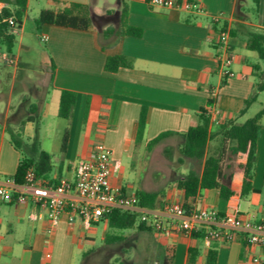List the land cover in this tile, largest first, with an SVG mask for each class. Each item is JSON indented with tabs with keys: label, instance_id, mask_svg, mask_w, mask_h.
I'll return each mask as SVG.
<instances>
[{
	"label": "crops",
	"instance_id": "crops-1",
	"mask_svg": "<svg viewBox=\"0 0 264 264\" xmlns=\"http://www.w3.org/2000/svg\"><path fill=\"white\" fill-rule=\"evenodd\" d=\"M34 1L39 6L38 14L41 9L58 10L69 2L90 3L91 16L104 14L99 0H27L19 27L21 33L23 20ZM119 1L127 10L128 23L142 29L141 36L103 32L107 27H118L121 10L117 23L112 25H100L98 20H92L87 30L57 25L39 28L47 35L50 67L48 81L43 84V99L38 105L42 120L40 148L48 152L52 160V169L44 181L47 185H55L63 179L74 181L79 162L93 154L91 142L94 139L102 140L115 158L123 154L133 156V150L139 145L148 154L153 152L151 162L162 147L168 152V145H173L180 151L181 134L198 123L199 112L209 99H213L220 113L219 123H210L214 136L208 142V153L220 148L222 124L242 123L251 117L246 116L248 107L257 101L260 91L249 105L246 106L245 101L258 82L255 66L262 68L264 64L255 51L246 47V34L259 32L255 29L264 30V0H259L256 8L246 6V0H192L200 4L203 12L152 5L148 0ZM2 7L12 10L14 6L0 1V10ZM253 11L257 16L254 20L249 15ZM218 13H222V17L214 22L212 16ZM221 29L230 33V70L234 73L231 78L222 76L216 58L223 41L219 35ZM118 53L131 57L132 67H121L113 73L105 71L106 57ZM14 60L19 61L17 56ZM14 87L12 84L3 109L0 104V183L11 191L0 202V264H83L97 256H107L104 262L110 264H131L140 257L144 258L142 264H148L145 261L148 258H152L154 264H163L164 260L168 264H205L209 250L216 251L214 264H251L253 256L264 257L263 248L249 244L241 235L231 241L205 239L202 226L188 234L158 233L149 223L141 224L139 210L135 212L137 217L132 227L113 231L106 218L69 221L66 214L53 226L44 209L31 201L18 203L15 192L20 183L14 180V175L23 155L9 141L5 126L15 105L17 111L24 110L20 101L25 93L17 92L14 97ZM60 89L77 94L70 117L63 119L61 125L57 115ZM51 91L58 92L54 106L47 100ZM2 95L0 92V99ZM236 101H241L242 105L237 106ZM222 102L229 109L226 110ZM261 104V108L264 107V103ZM143 106L146 125L141 139L137 140L138 118ZM260 123L252 177L255 191L241 198L223 199L218 189L213 188L201 189L196 196L185 199L176 182L188 171V162L194 161L182 154L175 161L168 157L170 162L184 164L180 165L178 177L167 184L155 185L153 177L148 176L147 182H153V189L135 188L120 173L113 174L111 183L127 193L157 191L159 205L149 212L151 217L165 222L173 218L163 206L174 201L186 202L191 210L213 208L223 215L238 209L244 217L264 219V113ZM164 131L173 133L149 148L147 143ZM33 132V122H26L23 136L31 138ZM46 137L52 142L50 149L42 145ZM61 137L62 144L58 147ZM224 162L228 164L225 168L228 182L235 169V158L226 157ZM233 181L237 182V178ZM67 198L80 200L74 191L68 192ZM216 226L228 229L221 222Z\"/></svg>",
	"mask_w": 264,
	"mask_h": 264
},
{
	"label": "trees",
	"instance_id": "trees-1",
	"mask_svg": "<svg viewBox=\"0 0 264 264\" xmlns=\"http://www.w3.org/2000/svg\"><path fill=\"white\" fill-rule=\"evenodd\" d=\"M0 1L12 3L14 6L12 10L8 7H2L0 10V44L5 46L7 52H11L15 43V32L21 26L26 12L27 0ZM252 1L256 8L259 0ZM92 17L90 3L69 2L58 10L41 9L38 16L34 19V23L37 28L43 25H57L87 30L91 27ZM9 18H12V23H9ZM103 32L105 34L141 36L142 29L128 23L127 10L122 7L118 27H107ZM246 47L255 51L264 64V32H248L246 34ZM121 67H132V58L121 53L106 57L104 62L105 71L113 73ZM254 69L258 82L251 96L245 101L246 106L256 99L258 91L264 89V66L262 68L255 66ZM76 95V92L68 89L59 90L57 112L59 118L68 119L70 117L76 101ZM27 100V97H24L21 101V106L24 109L26 108L28 114L26 116L25 113L22 114L18 129L15 130L9 124L5 126V132L8 134L9 141L14 148L21 151L22 146L25 145L27 152V155H24L19 161L14 175V180L17 183L23 182L25 172L30 167L34 169L35 174L43 181H45L47 174L52 169L51 155L42 150L39 144L38 136L42 124L39 106L34 102L26 104ZM211 104H213V99L207 101V105ZM263 113L264 107L242 123L229 122L222 124L219 131L221 135L220 148L216 152L208 153V142L214 134L210 130V122L209 117L206 115V110L201 108L198 115V123L191 125L181 134L180 152L184 157L194 161L188 162V171L182 174L176 182L177 187L183 191L185 199L196 196L201 189H218L219 197L223 199H229L233 196L241 198L255 191L252 186V177L256 142L261 128L260 119ZM146 115V108L143 106L138 118L137 140L142 137L146 125ZM28 121L34 124V136L29 145L25 144L23 140V126ZM172 133V131L161 132L152 138L147 143V146L149 148L152 147ZM226 157L235 158V169L231 172L230 181L228 182L225 181L228 177L225 173V168L228 165L227 162H224ZM234 178H237V182L233 181ZM135 195L138 197V204L142 207L152 209L159 205L160 198L157 191L139 190ZM183 205L188 212L191 210L186 202ZM136 217L135 212L121 209H115L105 216L109 226L115 229L132 227L135 224ZM144 223L143 221L141 222V224ZM215 260L216 251L209 250L205 264H214ZM163 264H168V262L164 260Z\"/></svg>",
	"mask_w": 264,
	"mask_h": 264
},
{
	"label": "built area",
	"instance_id": "built-area-1",
	"mask_svg": "<svg viewBox=\"0 0 264 264\" xmlns=\"http://www.w3.org/2000/svg\"><path fill=\"white\" fill-rule=\"evenodd\" d=\"M149 4L178 7L189 11L203 12L199 3L192 0H148ZM222 17V13L212 16L214 22ZM12 23V18H9ZM223 38L220 51L216 55L219 71L222 76L231 78L234 73L230 70L231 58L229 56L228 38L230 33L227 29L219 30ZM42 40H47V35L42 34ZM8 62H12L9 60ZM206 115L211 124L219 123L220 111L214 104L205 106ZM120 161L112 157V151L104 144L99 143L94 147L90 158L79 162L76 168L74 181L63 179L55 185H47L38 177L32 167L28 168L24 180L15 192L18 203L33 202L40 209H44L51 225H57L63 214L69 221L77 218L89 222L105 218L115 209L140 211V219L149 223L158 233L182 232L191 233L197 226L205 228V239L218 238L231 241L237 235H241L249 244L260 246L264 249V219L255 220L252 217H244L238 209L221 215L213 208L192 209L189 212L183 203L174 201L166 202L164 211L173 220L162 221L151 217L148 208L138 204L135 193L125 192L121 186L111 183V177L118 171ZM76 192L80 200L67 198L68 192ZM11 191L0 183V202L4 201ZM37 217H39L37 215ZM225 224L228 229L216 226L218 223ZM251 264H264V257L253 256Z\"/></svg>",
	"mask_w": 264,
	"mask_h": 264
},
{
	"label": "rangeland",
	"instance_id": "rangeland-1",
	"mask_svg": "<svg viewBox=\"0 0 264 264\" xmlns=\"http://www.w3.org/2000/svg\"><path fill=\"white\" fill-rule=\"evenodd\" d=\"M37 3L34 1V5H32L27 12V16L24 18V29L21 33V30L17 28L15 33V43L12 47L11 52H7L4 45L0 44V92L2 95L0 99V104L2 109L6 105V99L9 96L10 88L12 84H15L14 87V97L17 92H24V97H27V103L34 102L37 105H40L41 99H43V84L48 81L49 78V59L47 53V42L42 40V32L39 28L36 27L34 23V19L38 16V8ZM246 6H250L251 8H255V4L252 0H246L244 3ZM100 10L104 12L103 15H92L93 22L97 21L100 25L102 24H114L118 21L119 10L122 9L119 0H99ZM43 7V6H42ZM107 12H109L107 14ZM251 19H256L255 11L249 13ZM96 17V19H95ZM98 18V19H97ZM101 22V23H100ZM259 32H264L262 29H255ZM20 36H23V39L20 40ZM22 43V44H21ZM23 45V46H22ZM28 46V48L25 47ZM5 56V57H3ZM18 57V63L15 61V57ZM12 60V62H8ZM259 60V59H257ZM260 61V60H259ZM263 63L262 61H260ZM20 99V98H19ZM47 100L52 104L58 102V92L51 91L49 95H47ZM21 102V101H20ZM235 102V100L233 101ZM237 106H241L242 102L236 101ZM264 103V89L260 90L258 94V98L256 102H253L248 107V113L246 116H253L260 109L262 104ZM223 107L225 109H229L228 105L226 106L224 102H222ZM18 106V105H17ZM27 107V106H26ZM24 109V108H23ZM15 109L10 113L8 118L6 119V125L9 124L13 126L15 130L20 126V120L22 118V114L27 113L26 108L24 110L15 111ZM24 117V116H23ZM60 125L63 124L62 120L58 117ZM48 121V120H47ZM54 125V124H52ZM57 125V124H56ZM54 125V127H57ZM53 127V126H52ZM34 136V132H33ZM24 137L23 140L25 144L29 145L32 141V138ZM39 138V136H38ZM85 138H83L84 140ZM91 145L93 150L94 147L102 143H105L102 140L94 139L92 140ZM51 140L49 138L42 139V145L45 148L50 149ZM62 137L58 141V147H61ZM169 151L166 152L165 148L162 147L161 151H156L153 156L154 162H151L149 159L153 152L147 153L141 145L137 146V149L133 150V156H127L126 154L121 155L118 158L120 161V167L117 174L120 173L124 176L126 182L134 185L135 188H149L153 189V182L155 185H160V183H169L176 176L178 177V172L181 169L183 162H170L168 157H171L174 161L178 156H181V152L173 145H168ZM91 148V149H92ZM158 148H161L158 146ZM22 155H27L25 145L22 146L21 149ZM148 176L153 177V182L150 184L147 182ZM113 231H117V229H111ZM107 256H97L93 257L83 264H110L104 262L107 260ZM143 257L137 259L135 263L131 264H142ZM148 264H154V260L148 258ZM112 264V263H111ZM130 264V263H126Z\"/></svg>",
	"mask_w": 264,
	"mask_h": 264
}]
</instances>
